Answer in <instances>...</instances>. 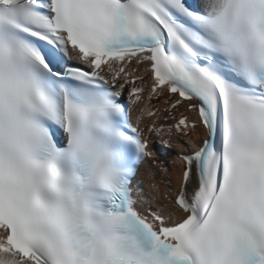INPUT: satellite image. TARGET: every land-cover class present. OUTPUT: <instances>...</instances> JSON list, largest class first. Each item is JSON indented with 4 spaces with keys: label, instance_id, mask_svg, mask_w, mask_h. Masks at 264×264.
Instances as JSON below:
<instances>
[{
    "label": "snow or ice",
    "instance_id": "obj_1",
    "mask_svg": "<svg viewBox=\"0 0 264 264\" xmlns=\"http://www.w3.org/2000/svg\"><path fill=\"white\" fill-rule=\"evenodd\" d=\"M0 264H264V0H0Z\"/></svg>",
    "mask_w": 264,
    "mask_h": 264
},
{
    "label": "bare ground",
    "instance_id": "obj_2",
    "mask_svg": "<svg viewBox=\"0 0 264 264\" xmlns=\"http://www.w3.org/2000/svg\"><path fill=\"white\" fill-rule=\"evenodd\" d=\"M143 69H141L142 71ZM158 106V105H157ZM189 115H192L189 113ZM157 123L159 124L160 121H157ZM179 149H175L173 151H171L169 153L168 156V167L171 168V160L173 158H175L176 154L178 153ZM139 179H141L143 181L142 183V187L144 188V193L141 197V209H146L147 207L151 206V207H155L156 206V202L155 200L152 199V196L155 194V191L150 187V183H151V178L150 177H139ZM157 183H159V178H157ZM165 188L163 184H160V193L161 195L163 194Z\"/></svg>",
    "mask_w": 264,
    "mask_h": 264
}]
</instances>
